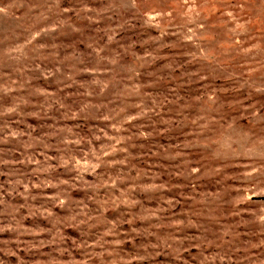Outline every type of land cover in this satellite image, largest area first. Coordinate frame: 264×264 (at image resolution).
Returning <instances> with one entry per match:
<instances>
[{
    "label": "rangeland",
    "instance_id": "obj_1",
    "mask_svg": "<svg viewBox=\"0 0 264 264\" xmlns=\"http://www.w3.org/2000/svg\"><path fill=\"white\" fill-rule=\"evenodd\" d=\"M0 264H264V0H0Z\"/></svg>",
    "mask_w": 264,
    "mask_h": 264
}]
</instances>
